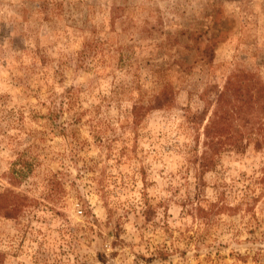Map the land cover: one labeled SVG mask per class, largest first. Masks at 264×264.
<instances>
[{"label":"rangeland","instance_id":"1","mask_svg":"<svg viewBox=\"0 0 264 264\" xmlns=\"http://www.w3.org/2000/svg\"><path fill=\"white\" fill-rule=\"evenodd\" d=\"M238 73L264 0H0V264H264V151L200 165Z\"/></svg>","mask_w":264,"mask_h":264},{"label":"trees","instance_id":"2","mask_svg":"<svg viewBox=\"0 0 264 264\" xmlns=\"http://www.w3.org/2000/svg\"><path fill=\"white\" fill-rule=\"evenodd\" d=\"M244 87L242 75L238 73L230 76L220 91L216 108L205 124V144L208 149L200 158L202 169L207 164L209 167L214 155L228 145L254 143L256 148L264 151V84L258 80L253 85L248 83L246 88L249 95L244 92ZM137 110L138 107L135 106V115L138 114ZM247 111H250V116ZM8 192L10 191L0 193V198H6ZM16 196L19 200L28 199L27 195L16 193ZM2 206L4 204L0 202V210ZM214 207L215 203H208V212ZM12 208H8L4 215L11 216L10 211L18 210L17 206ZM196 209L203 212L206 208L200 205Z\"/></svg>","mask_w":264,"mask_h":264}]
</instances>
